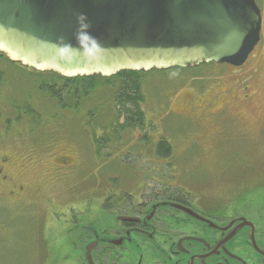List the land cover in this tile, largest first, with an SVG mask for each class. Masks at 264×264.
Segmentation results:
<instances>
[{"label": "rangeland", "instance_id": "obj_1", "mask_svg": "<svg viewBox=\"0 0 264 264\" xmlns=\"http://www.w3.org/2000/svg\"><path fill=\"white\" fill-rule=\"evenodd\" d=\"M255 2L263 14L261 39L243 68L212 64L142 77L141 110L150 125L144 132L116 127L119 119L108 88L98 87L89 97L60 108L37 89L48 80L46 75L40 79L0 58L1 154L19 157L33 150L44 155L27 172V202H41L47 213L41 235L36 219L12 215L17 209L2 194L0 264H78L84 245L82 251L79 244L59 240L54 245L51 231L59 239L66 235L68 210L76 223L92 217L86 225L103 230L110 196L145 205L165 198L167 191L207 215L245 217L264 237V0ZM25 104L37 117L17 111ZM161 139L172 147L169 159L155 153ZM64 156L71 162L55 181L44 163ZM16 161L13 168L19 165ZM32 210L26 205L20 214Z\"/></svg>", "mask_w": 264, "mask_h": 264}, {"label": "water", "instance_id": "obj_2", "mask_svg": "<svg viewBox=\"0 0 264 264\" xmlns=\"http://www.w3.org/2000/svg\"><path fill=\"white\" fill-rule=\"evenodd\" d=\"M260 31L254 0H0V54L10 63L65 79L209 63L240 68L259 43ZM161 206L208 222L170 202L151 206L146 219ZM238 220L247 230L244 246L264 264V242L254 239L250 222ZM89 228L95 238L84 248L86 264H93L98 244L120 247L125 240L101 238L93 225Z\"/></svg>", "mask_w": 264, "mask_h": 264}, {"label": "flooded vegetation", "instance_id": "obj_3", "mask_svg": "<svg viewBox=\"0 0 264 264\" xmlns=\"http://www.w3.org/2000/svg\"><path fill=\"white\" fill-rule=\"evenodd\" d=\"M260 11L263 22L262 10L260 9ZM214 65L217 66V64ZM243 66L238 69L243 68ZM228 68L231 67L228 66ZM176 70L171 69L163 72L171 73ZM247 88L244 86L242 89L246 94L243 97L246 99L249 98ZM1 151L2 136L0 129V210L4 200L2 194L7 195L17 209V212H13L12 215L36 219L34 221L41 233V228L45 229L47 213H45L41 202L38 203L34 199L27 202L29 200L27 194L30 188V178L27 172L30 167L41 162L40 159L44 155L29 150L27 154L23 153L26 156L16 157L17 153L1 154ZM15 158L19 161V165L13 168ZM70 162L71 160L67 156L58 157L55 163L45 162L44 167H48L49 171L53 172V180L56 181L61 177L62 170L68 169L67 165ZM165 194V198L153 199L145 205H142L141 202L130 203L125 197L115 200L113 196H110V208L103 211V213L109 215L105 216L108 225L103 230L100 229L101 226L97 225L98 234L101 238L125 237V240L120 247L103 243L98 244L93 251V264H242V260L246 264H261L251 247L244 246V243L247 242L245 239L247 230L238 227L241 221L235 220L236 214L228 219L207 215L196 211L192 207L193 203L186 199L171 198L167 196L169 195L167 191ZM161 202H170L190 209L206 218L208 222L200 221L182 210L167 206L158 207L153 216L147 220L149 208ZM26 205L35 209V211L32 210L30 214L21 215L20 212L23 211ZM64 212L68 214L69 218L66 235L63 234L62 239H59V234L53 229L51 231V243L55 245L60 240L62 244H73L75 246L79 244L80 251H82V246L84 245L85 248L95 238L92 232L94 229L89 231L90 228L86 225L93 222L92 217L85 222H78V219L75 218L76 223L72 219V210ZM54 213L52 212V214ZM40 220H43L41 227L38 223ZM231 221L235 222L230 226L228 223ZM73 223L74 225H72ZM234 229H236L235 234L229 238L230 240H226L230 235L229 233ZM74 231H77L79 235L73 234ZM54 234L55 238L53 239ZM67 237H78L79 241L68 242ZM254 237L255 239L260 238L264 242V237L256 233L255 227ZM41 239L45 243L46 238L41 236ZM224 239L226 241L222 243ZM230 245H233L231 249H229ZM78 264H86L82 253Z\"/></svg>", "mask_w": 264, "mask_h": 264}, {"label": "trees", "instance_id": "obj_4", "mask_svg": "<svg viewBox=\"0 0 264 264\" xmlns=\"http://www.w3.org/2000/svg\"><path fill=\"white\" fill-rule=\"evenodd\" d=\"M0 58L8 62L4 56ZM180 70V69H177ZM0 70V75H2ZM30 73L38 76L40 79L46 75L45 79L38 83L37 89L42 93L48 95L50 99L56 103L60 108H65L71 101H79L82 98H87L98 87L108 88L112 91L114 101V108L116 110L117 118L123 119L120 124L119 120L116 127L120 130L126 131H142L150 129V125L146 122L144 113L141 110V105L144 101L141 94V80L146 73L143 72H121L111 78H102L100 76L64 79L53 73H37L30 71ZM2 77L0 76V82ZM14 109V106L12 107ZM17 111L25 112L26 115L35 116L36 113L28 106L16 108ZM37 117V116H35ZM20 122V119L17 120ZM32 122L34 120L32 119ZM33 124V123H32ZM34 124H37L34 123ZM9 130L10 122L6 123ZM101 140H95V143H100ZM100 152V148H98ZM155 153L160 159H169L173 156L172 147L161 139L156 147ZM105 207L110 208L107 204Z\"/></svg>", "mask_w": 264, "mask_h": 264}]
</instances>
